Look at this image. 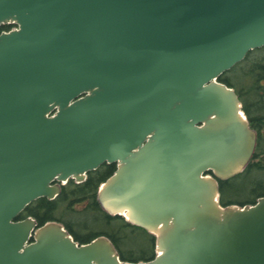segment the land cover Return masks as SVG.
Here are the masks:
<instances>
[{
	"label": "water",
	"instance_id": "obj_1",
	"mask_svg": "<svg viewBox=\"0 0 264 264\" xmlns=\"http://www.w3.org/2000/svg\"><path fill=\"white\" fill-rule=\"evenodd\" d=\"M7 22L0 264H264V196L220 200L258 143L220 76L264 46V0H0ZM105 163L117 168L98 200L155 235L153 259L19 218Z\"/></svg>",
	"mask_w": 264,
	"mask_h": 264
},
{
	"label": "trees",
	"instance_id": "obj_2",
	"mask_svg": "<svg viewBox=\"0 0 264 264\" xmlns=\"http://www.w3.org/2000/svg\"><path fill=\"white\" fill-rule=\"evenodd\" d=\"M8 29L10 26L2 25L0 33ZM220 81L236 89L252 127L258 132L256 151L245 170L230 179L220 180V200L223 205L253 204L264 196V46L251 50L243 61L222 74ZM116 168L115 163H105L89 172L83 182L71 179L56 198H38L19 218L32 216L39 225L61 222L81 243L106 235L125 261L153 259L155 235L130 223L123 215L109 214L98 200L100 185ZM80 204L82 208L77 207Z\"/></svg>",
	"mask_w": 264,
	"mask_h": 264
},
{
	"label": "flooded vegetation",
	"instance_id": "obj_3",
	"mask_svg": "<svg viewBox=\"0 0 264 264\" xmlns=\"http://www.w3.org/2000/svg\"><path fill=\"white\" fill-rule=\"evenodd\" d=\"M2 25H8V26H10V29L13 28V27L15 26V24H14L13 22H7V23H4V24H2ZM2 25H1V26H2ZM4 31H5V30H2V32H4ZM70 180H71V179H70ZM70 180H69V181H70ZM69 181H68V182H69ZM74 181H75V180H74ZM75 182H76V181H75ZM77 183H78V182H77ZM66 184H67V183L62 184V186H63V185H66ZM27 217H28V216H27ZM25 218H26V217H25Z\"/></svg>",
	"mask_w": 264,
	"mask_h": 264
},
{
	"label": "rangeland",
	"instance_id": "obj_4",
	"mask_svg": "<svg viewBox=\"0 0 264 264\" xmlns=\"http://www.w3.org/2000/svg\"><path fill=\"white\" fill-rule=\"evenodd\" d=\"M264 139V138H263ZM78 208H82L83 207V204H80L77 206Z\"/></svg>",
	"mask_w": 264,
	"mask_h": 264
}]
</instances>
